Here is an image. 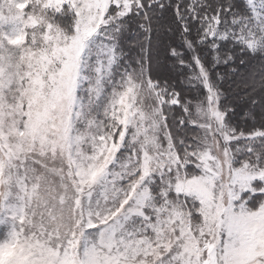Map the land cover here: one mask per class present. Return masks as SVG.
Wrapping results in <instances>:
<instances>
[{
  "label": "snow or ice",
  "instance_id": "6c2138e0",
  "mask_svg": "<svg viewBox=\"0 0 264 264\" xmlns=\"http://www.w3.org/2000/svg\"><path fill=\"white\" fill-rule=\"evenodd\" d=\"M0 264H264V0H0Z\"/></svg>",
  "mask_w": 264,
  "mask_h": 264
}]
</instances>
